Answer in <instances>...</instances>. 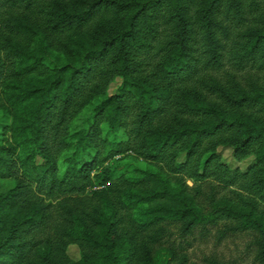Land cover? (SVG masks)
Instances as JSON below:
<instances>
[{"label": "trees", "instance_id": "trees-1", "mask_svg": "<svg viewBox=\"0 0 264 264\" xmlns=\"http://www.w3.org/2000/svg\"><path fill=\"white\" fill-rule=\"evenodd\" d=\"M86 24L91 44L67 52ZM227 63L254 76L218 77ZM12 114L0 264H185L154 261L173 225L264 238V0H0ZM219 146L254 162L231 168ZM124 158L150 165L114 177Z\"/></svg>", "mask_w": 264, "mask_h": 264}, {"label": "rangeland", "instance_id": "rangeland-1", "mask_svg": "<svg viewBox=\"0 0 264 264\" xmlns=\"http://www.w3.org/2000/svg\"><path fill=\"white\" fill-rule=\"evenodd\" d=\"M92 29L91 25L86 24L85 28L80 31L70 32L67 39L69 47L67 52H70L72 48H77L79 44L90 45L91 41L89 42L88 38ZM58 39L56 37L51 40L49 52L57 51ZM96 39H98V36L92 40L93 46L96 43ZM226 74H229V77L231 74H235L238 79L243 78L245 75L254 76V72H235L228 63L218 73V77L221 76V78L226 80L229 78ZM121 84V78L117 77L109 85L107 93L109 95L116 94ZM14 120L13 114L7 118H2L0 132L2 124L10 125L14 123ZM10 138L11 133L6 131L2 144L6 145L7 140H10ZM30 149L32 150V147L29 144L26 151L29 152ZM18 150H20V147H18ZM216 151L221 156L222 162L231 168L238 167L241 171H245L254 162V155H237L230 146H219ZM35 161L38 164L44 162L38 155L35 156ZM117 165L114 177H117L122 171L131 170L134 167L146 168L150 164L142 159L124 158ZM12 185L13 182L11 180L0 179V194H6ZM66 253L74 261H78L80 258L79 248L75 244L68 245ZM153 254L154 261L161 262H165L167 258H170L171 262L185 261V264H264V238L256 231H235L222 237L220 231L216 228H209L205 231L197 228L192 234L181 235L178 227L173 225L170 227L168 235L155 246Z\"/></svg>", "mask_w": 264, "mask_h": 264}]
</instances>
